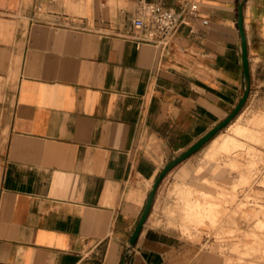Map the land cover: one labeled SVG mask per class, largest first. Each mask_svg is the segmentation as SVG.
Masks as SVG:
<instances>
[{"label": "crops", "instance_id": "obj_1", "mask_svg": "<svg viewBox=\"0 0 264 264\" xmlns=\"http://www.w3.org/2000/svg\"><path fill=\"white\" fill-rule=\"evenodd\" d=\"M144 1L197 11L161 47L132 27L140 0H0V264L226 263L218 244L203 250L155 217L165 190L130 239L163 168L243 95L240 3L250 81L264 87V0ZM225 133L193 172V161L175 172L189 238L220 202L191 197L186 179L205 168L216 183L235 160Z\"/></svg>", "mask_w": 264, "mask_h": 264}, {"label": "rangeland", "instance_id": "obj_2", "mask_svg": "<svg viewBox=\"0 0 264 264\" xmlns=\"http://www.w3.org/2000/svg\"><path fill=\"white\" fill-rule=\"evenodd\" d=\"M256 85L252 87L250 81L247 98L238 113L200 148L169 169L155 191L156 195L159 189L160 192L165 190L168 197L155 217L160 219L159 215H163L167 227L174 228L182 240L203 250L213 252L212 246L218 244L225 254V264H264V87L259 89ZM239 114H242V122L229 127ZM221 133H225L221 151L226 154L236 151L235 160L231 165H225L227 167L220 171L214 184L209 183L212 173L205 168L195 173L194 178L186 179L193 185L191 197L201 200L199 189L210 191L211 195L217 191L216 201L220 202L218 215L212 219L215 224L204 222L195 225L196 236L189 238L178 228L180 211L175 206L179 199L171 191L175 182L179 181L175 172L190 161H193L190 165L193 172L208 151L211 140ZM226 159L225 154L218 155L219 163H224ZM168 208L175 211L173 216ZM173 217L176 222L171 224L169 220Z\"/></svg>", "mask_w": 264, "mask_h": 264}, {"label": "built area", "instance_id": "obj_3", "mask_svg": "<svg viewBox=\"0 0 264 264\" xmlns=\"http://www.w3.org/2000/svg\"><path fill=\"white\" fill-rule=\"evenodd\" d=\"M196 11L195 3L189 4L181 11H175L157 2L140 0L137 15L132 19V27L144 32L140 41L164 47L184 22V14Z\"/></svg>", "mask_w": 264, "mask_h": 264}, {"label": "water", "instance_id": "obj_4", "mask_svg": "<svg viewBox=\"0 0 264 264\" xmlns=\"http://www.w3.org/2000/svg\"><path fill=\"white\" fill-rule=\"evenodd\" d=\"M242 3L239 4V17H238V27L240 29L241 33V38H242V65H243V71H244V78H245V89H244V94L242 95L238 105L234 109V111L220 124L212 128L207 134H205L201 139H199L196 143H194L188 150L180 154L178 157L170 161L161 171L159 174L158 178L154 182L152 189L149 193V196L147 198L145 207L143 209V212L136 224V227L133 231V234L130 239V245H133L136 238L138 237L139 233L141 232L143 225L145 221L147 220V217L151 211L152 205H153V200H154V195L155 191L157 189V186L160 182V180L163 178V176L166 174V172L171 169L173 166L178 164L183 158L189 156L192 154L194 151H196L198 148H200L206 141H208L216 132L219 128L223 127L226 125L240 110L242 107L243 103L245 102L248 91H249V85H250V74H249V63H248V57H247V49H246V43H245V37L243 33V24H242ZM128 253V251L126 252ZM126 255V254H125ZM121 264H123V260L121 261Z\"/></svg>", "mask_w": 264, "mask_h": 264}]
</instances>
